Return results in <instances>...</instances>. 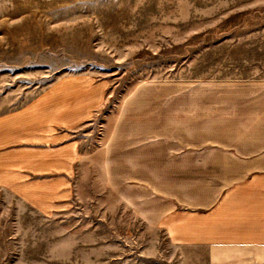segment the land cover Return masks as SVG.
Wrapping results in <instances>:
<instances>
[{
  "label": "rangeland",
  "instance_id": "1",
  "mask_svg": "<svg viewBox=\"0 0 264 264\" xmlns=\"http://www.w3.org/2000/svg\"><path fill=\"white\" fill-rule=\"evenodd\" d=\"M235 80L264 81V0H0V264H205L124 204L106 144L143 105L169 153ZM41 100L50 124L2 128Z\"/></svg>",
  "mask_w": 264,
  "mask_h": 264
},
{
  "label": "crops",
  "instance_id": "2",
  "mask_svg": "<svg viewBox=\"0 0 264 264\" xmlns=\"http://www.w3.org/2000/svg\"><path fill=\"white\" fill-rule=\"evenodd\" d=\"M221 90L187 98L186 142L169 153L174 143L165 141L182 134L165 133L156 112L143 119V105L137 116L129 109L106 144L105 173L122 184L124 204L140 217L149 209L171 242L202 254L203 263L264 264V81L235 80ZM44 102L2 128L50 124Z\"/></svg>",
  "mask_w": 264,
  "mask_h": 264
}]
</instances>
